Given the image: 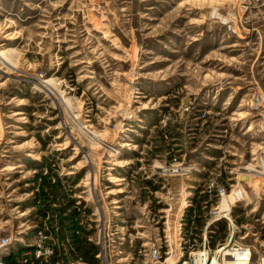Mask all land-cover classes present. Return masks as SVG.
Wrapping results in <instances>:
<instances>
[{
  "label": "rangeland",
  "instance_id": "1",
  "mask_svg": "<svg viewBox=\"0 0 264 264\" xmlns=\"http://www.w3.org/2000/svg\"><path fill=\"white\" fill-rule=\"evenodd\" d=\"M0 51V234L47 229L70 250L60 217L80 202L95 250L118 215L126 253L174 251L187 197L213 203L216 182L245 227L231 239L262 255L264 0H0ZM162 130L173 150H156Z\"/></svg>",
  "mask_w": 264,
  "mask_h": 264
},
{
  "label": "built area",
  "instance_id": "2",
  "mask_svg": "<svg viewBox=\"0 0 264 264\" xmlns=\"http://www.w3.org/2000/svg\"><path fill=\"white\" fill-rule=\"evenodd\" d=\"M206 193L211 198L210 201H213L209 205L204 202L205 200H203L204 204L199 203L200 199H197L196 196L187 197L183 210L190 211V216L184 215L182 211V218L179 217L181 218L180 221L184 222L185 233L183 232L182 237L178 239V248L174 251L170 239H152L149 242L141 243L134 255L131 256L129 252L126 253V247L128 246L126 240L127 228L115 224V221L118 220L117 215L107 221L106 226L102 222L101 229H97L96 238L93 241L96 247L94 258L100 264H111L112 261L118 263L120 260H125L124 264H131L132 260L134 261L139 257L144 259V264H221L236 261L245 264H264V252L260 255L253 245L236 241L242 240L243 236H238L239 239H231L233 235L239 232L240 227H245L243 225L238 227L235 223L233 218L235 205L231 201L229 202L231 197H229L230 193L227 194L226 187L211 182ZM236 201L238 200L236 199ZM74 207L77 213H84L87 204L80 205V202H77ZM44 217L45 219L48 218L45 215ZM204 217H208V222L205 224L202 239H195L196 234H194V237L190 236L192 233H196V229L192 228L194 224L201 222ZM76 220L78 224L81 223V226L82 222ZM221 221L225 222L228 239H219L222 230H224L221 228ZM31 232L34 231H29L27 235ZM35 232L33 239H25L28 240L27 242L24 241L23 237H18L20 231L10 232L9 234L1 233L0 264H33L36 260L51 258L54 259L52 264H89L77 253L74 239L68 237L64 239L70 250L62 248V251H55L54 246H59L57 244L60 239H51L48 235H45L46 233L50 235L52 233L47 229L45 231L37 228ZM214 232L217 233L215 236L217 239H214ZM75 233L77 234L78 231ZM178 236H180V232H178ZM61 240L60 246L63 247ZM85 240L92 241L90 237ZM255 253H257L256 259Z\"/></svg>",
  "mask_w": 264,
  "mask_h": 264
},
{
  "label": "trees",
  "instance_id": "3",
  "mask_svg": "<svg viewBox=\"0 0 264 264\" xmlns=\"http://www.w3.org/2000/svg\"><path fill=\"white\" fill-rule=\"evenodd\" d=\"M166 132L168 131H160L159 133V141H158V147L156 150L159 152L162 151H170L171 148V142H168L167 134ZM172 149V148H171ZM173 150V149H172ZM171 154V153H170ZM173 156V155H171ZM48 175H41L40 176V188H43L42 190H46V188H58L60 185L58 184H51L47 179ZM44 195V194H43ZM45 200V197H43ZM77 212L73 209L71 210L68 214L62 215L60 217V229H59V234L62 235L64 231L68 232L70 235L71 239H74L76 251L79 254V256L86 261H89L91 263L95 262L94 259V254H95V248L92 244L87 243L85 241V237L87 231L82 229L80 225H77L78 223L76 222L75 214ZM78 231L76 234L75 232ZM59 236V235H58ZM12 264V263H11Z\"/></svg>",
  "mask_w": 264,
  "mask_h": 264
},
{
  "label": "bare ground",
  "instance_id": "4",
  "mask_svg": "<svg viewBox=\"0 0 264 264\" xmlns=\"http://www.w3.org/2000/svg\"><path fill=\"white\" fill-rule=\"evenodd\" d=\"M0 59L4 62H6V60H5V57H4V53H3V51H0ZM6 63H8V62H6ZM8 66V65H7ZM50 81H51V78H47V79H45V80H43L42 82L44 83V84H46V85H49V83H50ZM248 168V167H247ZM248 169H250V168H248ZM255 171V170H254ZM258 173H261V174H264V169H261L260 171H258ZM221 264H245L244 262H240V261H236V262H223V263H221Z\"/></svg>",
  "mask_w": 264,
  "mask_h": 264
},
{
  "label": "crops",
  "instance_id": "5",
  "mask_svg": "<svg viewBox=\"0 0 264 264\" xmlns=\"http://www.w3.org/2000/svg\"><path fill=\"white\" fill-rule=\"evenodd\" d=\"M222 234H225L224 230H222ZM220 239V238H219ZM236 239V238H235Z\"/></svg>",
  "mask_w": 264,
  "mask_h": 264
}]
</instances>
